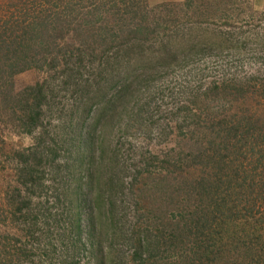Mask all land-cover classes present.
<instances>
[{
	"label": "trees",
	"instance_id": "obj_1",
	"mask_svg": "<svg viewBox=\"0 0 264 264\" xmlns=\"http://www.w3.org/2000/svg\"><path fill=\"white\" fill-rule=\"evenodd\" d=\"M207 1L210 0H185L177 8L166 3L148 8L140 0L101 1L89 14L95 16L101 11V15L109 17L108 21H102L96 30L91 28V32L83 30L80 35L86 36H75L76 40L69 34L70 39H64L60 31L55 35L52 20L45 16L21 17L24 11H37L36 0H13L12 6L7 0V7L20 8L11 16L1 15L5 9L0 4V123H11L22 133L35 134L32 146L14 152L18 158L17 186L11 190L15 194L10 196L8 205L13 208L11 215L17 216L18 212L23 219H29L26 224L32 223L30 218H45L44 213L30 207L32 195L35 188H42L44 173L58 177L61 192L57 196L60 206L56 216L62 225L58 241L63 251L57 256L50 242L34 246L24 235L11 237L4 233L0 239V264H117L126 258L129 264H170L172 256L175 264H226L224 257H232V264H264V251L256 255L253 251V234L257 232L250 225V220H260L251 213L264 207V175L253 180L249 192L248 180L244 178L251 168L240 166L242 173L237 170L239 167L227 177L232 171L225 162L227 154L219 156L217 173L209 174L207 181L191 178L189 182L187 178L192 173H184L189 167L183 163L228 147L221 141L216 145L217 138L204 146L205 128L198 131L201 138L195 134L192 141L198 128L216 126L219 119L209 109L201 111L208 94L212 92L213 97L218 96L227 104L245 103L248 98L264 97L263 81L251 83L250 76L237 79L218 74L206 83L197 69L198 85L191 88L194 92L172 101L171 126L176 131L172 130V135L178 138L182 134L183 140L178 142L177 152L172 150L176 155L166 158L165 168H152L148 160L158 156L149 151H139L130 158L114 151L119 144L113 141L116 126L120 132L122 125L143 126V121L151 120L146 108L152 96L136 94L141 89L144 93L151 91L158 73L193 69L194 63L214 64L224 52L239 51L246 43L264 45V33L243 40L232 38V31L228 32L232 25L223 12L224 3L229 5L232 1L224 2L212 21L205 13ZM180 10L181 16L188 11L183 20ZM61 26L66 27L64 23ZM29 69L42 71L47 77L17 90L14 75ZM254 86L256 89L252 90ZM60 91L71 93L69 104L61 103ZM222 111L229 112L222 122L228 120L232 128L226 135L232 130L237 132L238 158L257 164L253 173L256 175V167H264V121L251 114H238L242 109L233 114ZM244 111L251 112L248 106ZM54 112L61 119L60 124L67 122V126H55L57 131L45 126L48 115L54 117ZM237 115L238 125L232 124ZM243 123L245 126H241ZM61 130L63 136H58ZM61 152L66 156L64 162L57 160ZM62 166L66 175L63 178L59 174ZM195 175L199 176V170ZM192 182L194 185L186 184ZM199 184L204 192L198 201L184 204L181 193L197 195L199 189L196 191L195 185ZM255 187L261 190L253 191ZM239 188L240 192H232L231 200V191ZM59 189L57 186L54 190ZM176 190L180 210L168 201L167 208L163 207V202L151 195L157 193L168 199ZM163 219L169 230L162 225ZM221 223L232 226L231 248L219 245H227L225 236H218L215 230ZM164 231H169L166 248L161 244ZM31 233L29 238H34L35 232ZM194 242L204 253L201 261L191 255ZM157 250L163 251L160 257Z\"/></svg>",
	"mask_w": 264,
	"mask_h": 264
},
{
	"label": "rangeland",
	"instance_id": "obj_2",
	"mask_svg": "<svg viewBox=\"0 0 264 264\" xmlns=\"http://www.w3.org/2000/svg\"><path fill=\"white\" fill-rule=\"evenodd\" d=\"M101 1L104 2H110L112 0H36L37 2V11H24L21 13V17L24 16L29 17L31 14H36L39 16H45V18L52 20V26L56 29L55 35H58V31L62 32V35H65L64 39H70L68 37V34L73 36V40L75 36L81 37L86 36L80 35L83 34L85 30L91 32L92 29L96 30L97 26L102 22L108 21V16L101 15V11L99 9V13L97 15L92 16L89 14L90 10H96L99 5H101ZM117 1V0H113ZM130 1V0H123V2ZM185 0H140V3L146 5V7H153L156 5H160L162 3L166 4H173V8H177L182 4ZM226 1H232L229 5H226ZM7 0H0V4L3 5V8L5 9V13H1V15L6 14L7 16H11V12L19 11L20 8L17 5V8L15 6L13 7H7L5 4ZM9 5L12 6L15 3L13 0H8ZM222 2V3H221ZM120 3V2H119ZM223 3L225 4V10L223 11L225 13V16L227 15V19L229 20V24L232 25L230 28V31H232V38L233 39H247L249 37H252L254 34L257 36H261L264 32V0H210L207 1L205 4V13L208 16L207 18L212 21L213 17H216L218 14H220V9L222 8ZM208 4V5H207ZM105 6V5H103ZM103 6H100L104 8ZM208 7V8H207ZM104 9H107L105 7ZM40 10V11H38ZM188 14V11L185 12L184 15L181 16V10H180V18L183 20L185 18V15ZM5 16V15H4ZM60 19V21H59ZM65 24L66 27L62 24ZM185 24H181V28L185 30ZM218 28H221V25H217ZM61 28V29H60ZM70 28V29H68ZM92 28V29H91ZM29 29V28H28ZM39 31L41 33V27L39 28ZM44 36V35H43ZM76 38V37H75ZM71 41H69L67 44H70ZM66 43V42H65ZM238 58V59H237ZM216 58H213V60ZM212 60V61H213ZM214 64H202V63H194L193 69H185V70H177V71H170L167 72H160L156 75V80L153 83V88L150 89L151 91H148L147 93H144V90L141 89L138 94H136L137 97H143V96H152V101L149 103L148 108H146V111L148 110L147 116H151V120L149 122L143 121V126H137L130 125L126 126L122 125L121 128L122 131L118 132L117 126L113 130L115 133V137L113 139L114 142L118 141V149H114V151L119 156L122 155L123 157H134L137 155V152L146 153V151H149L151 155L158 156L152 159L148 160V163L151 161V164L153 165V169H157L160 165L161 166H167V162L170 157H173V152H177L178 148V142L182 143L183 136L180 134L178 138L174 135H172V132L175 131L174 126H171V118H170V108L172 106V101L177 100L179 98H184L188 93L194 92L192 91V87L195 88L198 84L196 81L197 75L196 72L197 69H200L201 71L198 72L199 76L202 79V82H208L210 79L217 78L218 74H223L226 76H236L237 79L243 78V76H250V79L252 80L251 83H258L259 81L264 82V45L255 44V43H246V45H242L240 47L239 51H236V49L229 50L227 52H224L222 56L218 57V60L216 59V62H213ZM205 68V69H204ZM192 69V70H190ZM42 71L36 70V69H29L23 72H20L13 77V85L18 90L24 86L31 85L35 83L37 80H42L47 77L46 73L43 75L41 74ZM44 73V72H43ZM88 73H83L84 76H86ZM206 78L207 81H204ZM49 79V78H48ZM209 79V80H208ZM51 80V79H49ZM57 81V79H56ZM56 84V82L54 83ZM183 89L180 88H185ZM256 89V87H252V90ZM58 94H62V100L61 103H67L73 99L71 97V93L67 91H60ZM208 101H205V104H201V111L204 110H210V113L216 114L215 118L217 119L216 126H201L197 129V133L195 132L192 136V141L194 139L195 134H197L200 138L201 136L198 134V131L202 128H205V138L203 142L206 144H209V141H213L214 138H217L215 144L217 145L218 141H221L222 145L226 144L228 147H221L219 151H216L214 154H209L208 152H205V155H202V157L198 158V160H195V162L192 160L189 162L188 160L183 161L184 165L186 166L188 164L189 168H185L184 173L188 172V170L192 173L187 178L189 182H191V178H202L204 181H207L206 178L209 174H216L217 168L219 163L218 160L220 155L227 154L228 156L225 157V162L229 164L228 169L232 167V171H228L227 177L232 176V172L234 169L239 168L240 166L245 169L249 165V169L251 172L245 176L244 180H248L249 188L248 191H251V184L254 179L263 177L264 175V167L261 166L260 168L256 167V175L253 176L254 173V167L257 166V164L253 165L251 163H248V159L246 158H238L237 156V150L236 147V138H237V132H234L233 130L231 133L227 134L228 129H232L230 123L228 120L225 122H222L223 119H226L228 117L227 114L229 112L222 111V110H230L232 114L236 112V109H242L241 112L238 114H244L246 117L250 116V114L259 120L264 121V100L263 96L262 98L254 97V98H248L245 103L240 102H231L226 103L222 102L218 96L213 97L212 92L208 94ZM214 99V101L212 100ZM59 99V98H58ZM184 102V101H183ZM222 103L224 104V109H222ZM211 106V107H210ZM250 108V113H246L245 107ZM5 114V112H3ZM56 114V115H55ZM5 116V115H4ZM6 117V116H5ZM239 116L232 118V124L238 125V121L236 119ZM0 116V120H1ZM219 122V123H218ZM61 123V119H58L57 113L54 112V117L48 115V121L45 123V126L47 129L52 130V128H55V126H67V122ZM147 123V124H146ZM211 122L208 121V124ZM173 125V124H172ZM241 126H245V124H241ZM128 128L127 130L123 131L124 129ZM57 131V128H55ZM88 130V129H87ZM173 130V131H172ZM176 132V131H175ZM239 134V133H238ZM35 134H26L19 131L18 126H14L11 123L5 124L0 123V239L2 236H4V233H8L11 237H18V236H26L28 237L27 240H29V243L32 245H42L47 244V242H50L53 244V254L60 255L63 253L62 247L60 242L58 241V236L61 235V231H59V227H61V222L57 219L56 213L57 209L60 206V203L57 202V196L60 195V185L61 183L58 181V177L50 176V174L44 173L42 178V188L37 187L35 188V193L32 195V201L30 204V207L33 208L35 211L41 212L45 214L42 216L43 218L38 217V219H32L30 218L31 222L29 224H26V221H29V219L25 220L23 219L19 213L17 212V216L11 215V211L13 210L11 205H8L9 202H11L10 196L15 194H12V189L17 186L16 183V170H17V163L18 158L14 155V152L17 150H24L28 147L32 146L34 144V136ZM58 136H63V130L57 132ZM215 136V137H214ZM185 137V136H184ZM186 139V137H185ZM177 144V145H176ZM239 144V143H238ZM132 146V148H131ZM232 146V148H231ZM211 147V145L207 146V148ZM226 148L228 149L227 151ZM234 148V150H233ZM213 149H216V146H213ZM173 150V152H172ZM214 152V151H213ZM233 152V154H232ZM63 153H59V158H57L58 162L63 161L64 162V156ZM140 154V153H139ZM185 151L183 153V156L185 155ZM182 158V156L180 155ZM168 158V160L166 159ZM249 158V157H247ZM223 159V158H222ZM238 160L236 163L235 161ZM250 160V158H249ZM263 161V160H262ZM164 162V163H163ZM194 162V163H193ZM198 162V163H196ZM264 162V161H263ZM261 164V161H260ZM64 166H62L61 171L59 172L60 175H62V178L65 177V171L63 169ZM240 167L239 170L242 173V168ZM165 168V167H164ZM215 168V169H214ZM199 170V176L195 175L196 172ZM58 174V175H59ZM252 176V177H251ZM196 182V181H195ZM54 183V184H53ZM192 183H186L191 184ZM197 183V182H196ZM233 183V182H232ZM53 184V185H52ZM58 184V185H57ZM216 185V182L214 183ZM58 186L59 190H54ZM196 191L199 189L198 194H182L180 195V198L183 200L184 204H191L196 203L199 199V197L204 192V187L199 185H195ZM222 189V188H220ZM252 190H261L258 187L252 188ZM195 191V193H196ZM240 192V188L237 190L231 191V200H232V192ZM180 193V191H179ZM200 193V194H199ZM172 198L165 199L164 197L158 195L157 193H151L152 197L156 198L157 200H161L163 202V207L167 208V201L173 202L172 206H174L176 209L180 210V200L178 198H175L178 193L177 190L173 191ZM165 196H171V195H165ZM155 199V200H156ZM156 200V204L158 205V201ZM16 208V207H15ZM141 208V207H140ZM46 210H48L46 212ZM15 212V211H14ZM253 216H257L259 219H253L250 220V222H253V224H250L253 231L256 230L257 233H254L255 237L253 238L254 244L252 246L253 251L260 252L264 251L263 241L264 238V207L258 208V210L251 213ZM261 215V216H260ZM136 220V219H135ZM255 220V222H254ZM162 225L165 226V228H168L167 220L163 219ZM25 225V226H24ZM49 227V229L47 228ZM244 229H247L245 225H242ZM257 228V229H256ZM49 230V231H47ZM216 232L218 236H225L227 245L224 243V245L219 244L223 249H227L228 247H232V226L228 227L227 225H224L221 223V226L218 229H216ZM31 231H34V238L30 237L29 235L32 234ZM167 232L164 231L162 233L163 240L161 242L162 246H165L166 248V238H167ZM240 234H242V231H239ZM158 233V232H157ZM154 234V233H153ZM260 235L262 237H260ZM258 236V238L256 237ZM103 238V237H102ZM218 238V237H217ZM42 240V242H40ZM243 243V241L240 242V244ZM193 252H191V255L196 260H202L204 258V253L201 250L202 248L196 244L195 242L192 244ZM2 250V249H0ZM51 251V252H52ZM158 251V257L161 256V252ZM190 252V251H188ZM225 254V253H223ZM253 255V256H255ZM171 257V254L169 255ZM224 256V255H222ZM257 257H259L257 255ZM260 259V258H259ZM128 260V258L125 259V261ZM169 260V259H168ZM224 260L226 264H232V257L229 259L224 257ZM120 261L117 264H129L128 262ZM167 262L166 260H163V262ZM176 260L172 258L168 261L170 264H175ZM83 262V261H81Z\"/></svg>",
	"mask_w": 264,
	"mask_h": 264
}]
</instances>
